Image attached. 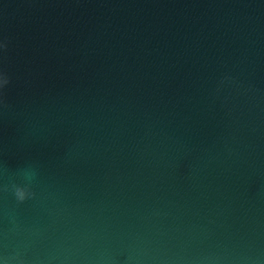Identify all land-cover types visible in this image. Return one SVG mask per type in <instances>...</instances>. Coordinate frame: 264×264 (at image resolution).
<instances>
[{
	"label": "water",
	"instance_id": "water-1",
	"mask_svg": "<svg viewBox=\"0 0 264 264\" xmlns=\"http://www.w3.org/2000/svg\"><path fill=\"white\" fill-rule=\"evenodd\" d=\"M0 43V264H264V0H0Z\"/></svg>",
	"mask_w": 264,
	"mask_h": 264
},
{
	"label": "clouds",
	"instance_id": "clouds-1",
	"mask_svg": "<svg viewBox=\"0 0 264 264\" xmlns=\"http://www.w3.org/2000/svg\"><path fill=\"white\" fill-rule=\"evenodd\" d=\"M6 48V43H0V49L6 50ZM9 83L10 78L8 77L7 73H5L3 70H0V90H3ZM2 103L3 100H0V104ZM28 175H31V173H28ZM13 189L14 195L16 196L17 200L21 203L35 196V193L31 190L30 184L13 185Z\"/></svg>",
	"mask_w": 264,
	"mask_h": 264
}]
</instances>
